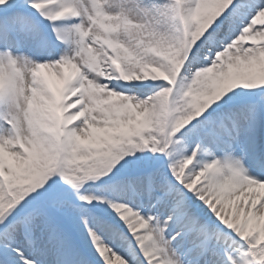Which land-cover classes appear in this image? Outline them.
Here are the masks:
<instances>
[{"label": "snow or ice", "instance_id": "snow-or-ice-1", "mask_svg": "<svg viewBox=\"0 0 264 264\" xmlns=\"http://www.w3.org/2000/svg\"><path fill=\"white\" fill-rule=\"evenodd\" d=\"M0 264H264V0H0Z\"/></svg>", "mask_w": 264, "mask_h": 264}]
</instances>
